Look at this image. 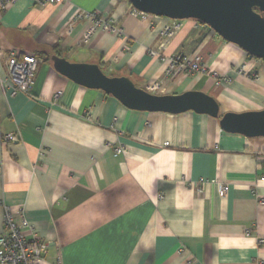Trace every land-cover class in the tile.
<instances>
[{
	"label": "crops",
	"instance_id": "0c3cea01",
	"mask_svg": "<svg viewBox=\"0 0 264 264\" xmlns=\"http://www.w3.org/2000/svg\"><path fill=\"white\" fill-rule=\"evenodd\" d=\"M91 10L106 12L122 34L98 31L80 43L88 21L76 16ZM170 20L128 0H16L0 9V232L3 204L22 213L48 242L40 264H264V136L225 132L218 118L191 110L127 108L50 59L96 63L144 89L162 77V54H199L207 73L178 72L151 93L201 90L220 114L264 108L262 61L195 19L151 56ZM11 51L42 60L28 92L11 95ZM200 177L207 181L197 189Z\"/></svg>",
	"mask_w": 264,
	"mask_h": 264
},
{
	"label": "water",
	"instance_id": "95a60500",
	"mask_svg": "<svg viewBox=\"0 0 264 264\" xmlns=\"http://www.w3.org/2000/svg\"><path fill=\"white\" fill-rule=\"evenodd\" d=\"M128 1L142 13L170 19H195L264 64V0ZM50 59L62 75L79 85L111 94L127 108L168 113L191 110L218 118L225 132L246 137L264 136V108L220 114L216 99L201 90L155 94L136 86L129 76L107 75L96 63L72 62L55 54Z\"/></svg>",
	"mask_w": 264,
	"mask_h": 264
},
{
	"label": "built area",
	"instance_id": "2783aa9c",
	"mask_svg": "<svg viewBox=\"0 0 264 264\" xmlns=\"http://www.w3.org/2000/svg\"><path fill=\"white\" fill-rule=\"evenodd\" d=\"M16 0H0V9L6 10ZM36 5L44 6L46 4L60 3L64 0H31ZM77 18H85L88 23L84 29L80 43H86L98 31H106L112 34H122V28L117 25L112 18L106 13L99 10L80 11ZM185 19H171L166 23L162 30V40L158 46V50H149L153 57H157L159 50H163L171 37L182 27ZM166 62L162 77L152 81L145 86V90L149 92L163 91L165 84L170 78L174 77L178 72L186 73H207L208 67L202 57L197 54L193 58H188L183 54L161 55ZM41 59L33 54L17 53L11 51L7 56V68L11 78L10 91L11 95L18 92H28L34 82V76ZM246 70L245 64L238 67V72L243 73ZM216 80H223L228 83L231 81L229 77H217ZM59 92L55 94L57 97ZM87 115L88 112H87ZM5 140L12 141L14 135L9 133L4 136ZM167 145L168 143L165 142ZM116 152L125 150L123 147H116ZM220 185V195H226V185L218 178L215 179ZM207 179L200 177L192 185L200 189L201 184ZM257 201L260 205H264V195H257ZM3 223L4 229L0 232V264H40L45 257L48 242L40 238L36 232L34 225L31 224L21 213L19 217H14L10 209L3 204ZM260 241H264L263 238Z\"/></svg>",
	"mask_w": 264,
	"mask_h": 264
},
{
	"label": "bare ground",
	"instance_id": "6f19581e",
	"mask_svg": "<svg viewBox=\"0 0 264 264\" xmlns=\"http://www.w3.org/2000/svg\"><path fill=\"white\" fill-rule=\"evenodd\" d=\"M170 19V18H169Z\"/></svg>",
	"mask_w": 264,
	"mask_h": 264
}]
</instances>
